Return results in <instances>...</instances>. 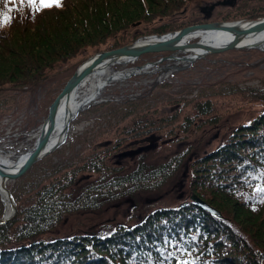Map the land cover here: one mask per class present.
Segmentation results:
<instances>
[{"label": "trees", "instance_id": "trees-1", "mask_svg": "<svg viewBox=\"0 0 264 264\" xmlns=\"http://www.w3.org/2000/svg\"><path fill=\"white\" fill-rule=\"evenodd\" d=\"M187 1L62 0L61 7L39 12L8 5L19 10L0 27V92L37 85L57 64L110 39L115 44L106 51L205 23L154 24L173 18ZM0 11H7L4 4ZM262 12L264 7L248 14L256 18ZM143 23L149 29L129 34ZM201 97L171 115L139 109L129 100L116 124H123L121 137L106 142L107 151L56 166L29 188L24 185L33 170L18 179L11 188L17 217L0 225V264H264V193L256 191L264 187V110L231 129L214 150L202 152L203 140L193 137L210 123L214 103ZM188 106L191 114L179 122ZM151 137L156 142L152 149L124 155L149 146L145 140ZM117 157L128 162L113 163ZM183 170L190 182L181 201L158 204L180 184ZM194 195L220 215L199 207ZM143 202L152 209H139ZM110 203L131 205L128 221L133 223L65 232L76 216L101 212ZM4 214L0 199V218Z\"/></svg>", "mask_w": 264, "mask_h": 264}, {"label": "rangeland", "instance_id": "rangeland-1", "mask_svg": "<svg viewBox=\"0 0 264 264\" xmlns=\"http://www.w3.org/2000/svg\"><path fill=\"white\" fill-rule=\"evenodd\" d=\"M248 2V5L245 4ZM263 7L264 0H189L181 12L175 14L173 18L157 20L154 24L158 26L172 22L186 24L201 21L206 24L256 20L263 18L264 12L255 14L259 17L251 18L252 15L248 14L249 10ZM146 28L149 29V26L143 23L130 29L129 34L132 36L135 32L144 31ZM114 44L115 40L110 39L106 45L89 48L76 58L57 64L47 71L46 80L37 85L29 86L25 90L8 86L6 90L0 92V157L2 159L16 161L32 150L36 143L35 136L48 115L51 100L81 64L95 54L108 50ZM190 55L179 52L148 54L138 62L132 61L115 66L114 74L131 72L134 75L112 82L102 90L97 99L84 107L71 123L66 142L33 167V171L31 170L33 176L26 182L24 188H29L41 176L51 174L56 166L75 162L82 155L95 153L97 150L107 151L105 143L121 137L122 129L119 128L123 124H116L125 114L122 104L129 100L135 102L139 109L150 107L152 110H163L171 115L177 113L184 102L193 101L201 96V98L204 96L213 98L214 108L209 116L210 123L205 125L207 130L205 131L204 128L193 137L196 142L203 140L202 152L214 150L231 129L251 122L264 110L263 47L211 54L193 62L188 61ZM102 78L103 76H98L96 80L94 78L97 82L91 80L83 86L76 100L80 102L87 97L94 85ZM189 113L191 114L190 106L182 109L179 113V122L184 121ZM151 146H156V142L153 141ZM138 150L140 149L133 151ZM133 151L127 150L124 155ZM124 159V162H128L126 157H117L113 163L119 165L118 162L123 163ZM183 172L184 170L179 176L180 184L168 198L158 204L174 205L181 201L179 195L186 192L187 183L190 182V179L186 178L187 172L182 177ZM16 182L17 180L8 182V188L11 190ZM0 197L3 201L1 193ZM125 203H110L105 205L101 212L78 215L72 221L78 224L73 226L71 222L66 226L65 232L96 229L122 220L133 223L128 221L131 220L132 206H127ZM144 204L141 203L139 209L144 207L143 211H145L146 208L149 210L153 207Z\"/></svg>", "mask_w": 264, "mask_h": 264}, {"label": "water", "instance_id": "water-1", "mask_svg": "<svg viewBox=\"0 0 264 264\" xmlns=\"http://www.w3.org/2000/svg\"><path fill=\"white\" fill-rule=\"evenodd\" d=\"M252 23L251 25H249ZM209 31V32H223L229 34L233 37V41L226 45H214L201 42L185 43L183 40L195 32ZM264 33V17L256 20H242L238 22H215L206 24H196L176 32L170 33L163 36H152L158 38L156 41H151V39L140 38L132 44L123 46L121 48L113 49L110 51H103L95 54L81 64L72 77L67 81L62 91L56 97L54 102L50 105L48 115L41 125L40 136L37 139V145L34 150L29 154L26 162L19 169H6L0 167V190L3 191L9 200L12 213L9 216H4L0 218V225H6L12 222L18 214V209L16 206L15 199L11 190L8 188V182L16 181L26 174H28L33 167L45 159L47 156L54 153L59 149L65 142L61 141L55 145L52 149L49 148L50 139L57 127L58 118L61 114V109L67 98H71L76 89L92 74L98 72V69L105 63L118 62L123 58L137 59L148 54H158L167 52H177L181 51L184 53H192L195 50H204L205 55L201 58L211 55L224 53L230 50L238 49H253L261 48L264 44H259L256 46H242L243 41L249 35H260ZM170 35V38H165ZM149 38V37H148ZM72 119L70 118L66 124L65 128V139H67ZM145 141L150 142L147 147L139 148L138 151H133L128 154H138L147 149H152L151 144L155 141L154 137L148 138ZM0 191V193H1ZM2 194V193H1ZM197 205L205 210L211 211L217 216L220 214L213 208H211L207 203L199 199L197 196L192 197Z\"/></svg>", "mask_w": 264, "mask_h": 264}, {"label": "bare ground", "instance_id": "bare-ground-1", "mask_svg": "<svg viewBox=\"0 0 264 264\" xmlns=\"http://www.w3.org/2000/svg\"><path fill=\"white\" fill-rule=\"evenodd\" d=\"M251 24L252 23H250L249 25H251ZM165 38H170V35L165 37ZM146 39H151V41H156L158 38L149 37ZM233 39L234 38L231 37L229 34L227 35V33H223V32L200 31V32L192 33L191 35L186 37L183 40V42L188 44V43H192V42H190L191 40H196V42H201V43L214 44V45H226V44L230 43L231 41H233ZM259 44H264V33H262L260 35H249L243 41L242 46L249 47V46H256ZM262 47L264 48V45ZM178 52L184 53L181 51H177V53ZM205 52L206 51H204V50H195L194 52L189 53L191 55L189 56L188 61L193 62V61L201 58L202 55H205ZM142 57L137 58V59L123 58V59L119 60L118 62L105 63L98 69L97 73L90 75L76 89V91L71 96V98H67L65 100L63 107L61 109L60 117L58 118L57 127L51 136L48 149H52L55 145H57L61 141L67 140V139H65L66 138L65 137V128H66V124H67L68 120L71 118L72 122H73L77 118L79 113L84 109L85 106H87L88 104L93 102L95 99H97V97L100 96V93L102 92V90L105 87H107L109 84H111L114 81H117V80L120 81L122 79H127L128 77H131L132 75H134V74H131V72L115 73L114 74L113 68L115 66L125 64L128 62H132V61L138 62L139 60H141ZM185 60H187V58ZM98 76H103L102 80L98 84L94 85L91 92H89V94H87V97L83 98L80 102H78L76 99H78L81 88H83V86H85L91 80H93V82H97V81H94V78L96 80V77H98ZM40 131H41V128H39L37 135L35 136L36 143H35L34 147L32 148V150H30L27 154L23 155L22 157L18 158L16 161H7V160L2 159L0 157V167L2 166L8 170L19 169L26 162V160L29 157V154L36 147L37 139L40 136ZM0 182H1V180H0ZM1 193H2V197H3V202L5 204V214L4 215L9 216L12 213V209L10 207L9 200L7 199V197L3 191H1Z\"/></svg>", "mask_w": 264, "mask_h": 264}, {"label": "snow or ice", "instance_id": "snow-or-ice-1", "mask_svg": "<svg viewBox=\"0 0 264 264\" xmlns=\"http://www.w3.org/2000/svg\"><path fill=\"white\" fill-rule=\"evenodd\" d=\"M0 4H4L7 8V11H0V27H3L13 19L10 13L19 10V8H9L8 5H26L33 11L39 12L53 7H61L62 0H0ZM256 191L264 193V187L258 186ZM261 202H264V200ZM184 264H188V262H184Z\"/></svg>", "mask_w": 264, "mask_h": 264}]
</instances>
